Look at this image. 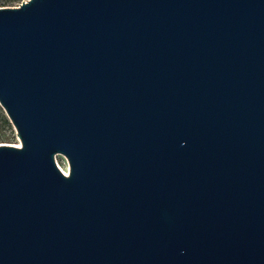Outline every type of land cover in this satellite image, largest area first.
Returning a JSON list of instances; mask_svg holds the SVG:
<instances>
[{
  "label": "water",
  "instance_id": "obj_1",
  "mask_svg": "<svg viewBox=\"0 0 264 264\" xmlns=\"http://www.w3.org/2000/svg\"><path fill=\"white\" fill-rule=\"evenodd\" d=\"M0 104V264H264V0L0 7Z\"/></svg>",
  "mask_w": 264,
  "mask_h": 264
},
{
  "label": "rangeland",
  "instance_id": "obj_2",
  "mask_svg": "<svg viewBox=\"0 0 264 264\" xmlns=\"http://www.w3.org/2000/svg\"><path fill=\"white\" fill-rule=\"evenodd\" d=\"M24 0H0V7L4 6H18ZM6 117L8 122L4 119ZM0 143H9L20 145L21 140L17 134V130L13 123L10 121L5 109L0 104ZM56 162L58 166L64 171H70V163L66 155L63 153L56 154Z\"/></svg>",
  "mask_w": 264,
  "mask_h": 264
},
{
  "label": "bare ground",
  "instance_id": "obj_3",
  "mask_svg": "<svg viewBox=\"0 0 264 264\" xmlns=\"http://www.w3.org/2000/svg\"><path fill=\"white\" fill-rule=\"evenodd\" d=\"M21 146H22V144H21ZM64 172H65L66 174H68V171H67V170H64Z\"/></svg>",
  "mask_w": 264,
  "mask_h": 264
},
{
  "label": "trees",
  "instance_id": "obj_4",
  "mask_svg": "<svg viewBox=\"0 0 264 264\" xmlns=\"http://www.w3.org/2000/svg\"><path fill=\"white\" fill-rule=\"evenodd\" d=\"M4 119L8 122V119L6 117H4Z\"/></svg>",
  "mask_w": 264,
  "mask_h": 264
}]
</instances>
